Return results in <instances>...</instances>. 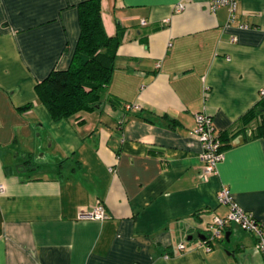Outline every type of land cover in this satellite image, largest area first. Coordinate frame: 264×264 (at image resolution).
Listing matches in <instances>:
<instances>
[{
  "label": "crops",
  "instance_id": "1",
  "mask_svg": "<svg viewBox=\"0 0 264 264\" xmlns=\"http://www.w3.org/2000/svg\"><path fill=\"white\" fill-rule=\"evenodd\" d=\"M83 1L0 0V264H264L235 224L202 243L220 187L264 225V0L231 24L206 0H99L109 82L55 121L36 87L69 67ZM195 113L223 139L206 179ZM96 202L107 217L79 220Z\"/></svg>",
  "mask_w": 264,
  "mask_h": 264
},
{
  "label": "trees",
  "instance_id": "2",
  "mask_svg": "<svg viewBox=\"0 0 264 264\" xmlns=\"http://www.w3.org/2000/svg\"><path fill=\"white\" fill-rule=\"evenodd\" d=\"M77 10L79 37L69 67L51 71L36 87L41 103L55 121L98 106V90L108 84L113 69L116 44L103 32L99 0H85ZM250 112L245 115L246 118ZM217 137L220 144L223 143L220 134ZM220 150H223V144Z\"/></svg>",
  "mask_w": 264,
  "mask_h": 264
},
{
  "label": "built area",
  "instance_id": "3",
  "mask_svg": "<svg viewBox=\"0 0 264 264\" xmlns=\"http://www.w3.org/2000/svg\"><path fill=\"white\" fill-rule=\"evenodd\" d=\"M237 0H206L207 9L209 12H213L217 8L224 7L226 9L227 24H231L235 21V9ZM175 13L183 9L181 0L175 5ZM244 28H246L244 26ZM258 96L264 97V90L258 92ZM129 110V106L126 107ZM194 127L189 132L190 136L196 139L198 145H200V160H201V173L200 177L206 179L207 176L215 174L216 165L223 158L222 151L220 150V142L218 135L214 133L212 122L206 114L195 113L193 115ZM2 185H0V191H2ZM219 192L216 195V202L218 204L226 206L228 211L224 217H213L208 225L207 233L204 235L205 240L202 241L204 250L210 252V244L221 240L223 237V230L231 224L237 225L240 230L247 232L254 237L255 250L264 259V225L259 224L249 214L245 213L237 206L233 201L232 196L225 187H220ZM107 216L104 212V207L100 202H96L90 213L82 214L78 216V219L83 220H96L102 221ZM184 245L178 243L177 250L183 251Z\"/></svg>",
  "mask_w": 264,
  "mask_h": 264
},
{
  "label": "water",
  "instance_id": "4",
  "mask_svg": "<svg viewBox=\"0 0 264 264\" xmlns=\"http://www.w3.org/2000/svg\"><path fill=\"white\" fill-rule=\"evenodd\" d=\"M95 108L97 109V106ZM223 237H224V240L226 242H228V234L227 233H224Z\"/></svg>",
  "mask_w": 264,
  "mask_h": 264
}]
</instances>
